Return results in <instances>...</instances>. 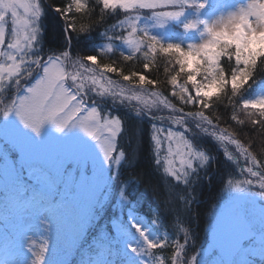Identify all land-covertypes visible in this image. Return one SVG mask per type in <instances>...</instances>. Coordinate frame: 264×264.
<instances>
[{
  "label": "snow or ice",
  "instance_id": "6c2138e0",
  "mask_svg": "<svg viewBox=\"0 0 264 264\" xmlns=\"http://www.w3.org/2000/svg\"><path fill=\"white\" fill-rule=\"evenodd\" d=\"M97 3L102 5L103 9H115L117 7L125 10L149 9L151 16L148 19L153 21L151 26L164 28L169 20L178 21L185 16L186 10L199 12V10L204 9L207 0H97ZM53 7L61 16H66V14L72 13L73 9L76 13H80L85 8V4L82 3V0H72V3L66 6ZM217 7L228 6L217 5ZM168 8L174 10L157 11V9ZM42 14V0H5L0 6V46L6 45L7 49L15 52L13 55L12 51H0V56H7L8 60L12 61V64L8 66V75H15L17 77L16 83L20 84L18 77L21 75L24 63L20 53L23 52L25 55H29L28 67L23 69V73L32 77L28 86L22 89L23 94L17 95L10 104L0 110L5 120L14 113L21 125L25 129L31 130L39 138L45 123L53 124L58 130H62L68 120L80 113L82 105L73 103L76 100V95L73 94L72 88L76 89L77 93L84 92L86 84L90 81L93 86H101L100 94L108 93L115 97L139 101L141 97L135 91L130 96H123L125 88L120 87L117 91L119 85L116 81L108 79L106 74L116 73L127 85L135 89L143 88L145 85L158 84V81L148 79L146 75L136 71L124 74L119 67L99 62L95 55L80 57L73 65L78 68L75 72L69 71L65 65V61L69 60L68 51H63L59 55H49L47 59L38 54L30 55V52L26 50H32L39 44L38 36L41 29L38 22ZM9 18L11 27L6 32ZM135 20H139V16L130 22L121 21V24L129 23L131 32L127 37L121 34L115 38L123 39L134 52H141L147 48V51L144 52L146 62L143 67L145 69L149 68L147 61L150 53L159 52L171 56L176 67L173 68L174 74L169 76L167 83L172 86V97H176L184 105H199L201 109L210 110L209 100L217 90L227 88L230 83L232 95L235 96L251 77L258 59L264 63V0H254L253 3L238 7L234 11L222 13L211 21L186 19L183 23L185 31L196 29L197 25L203 26V42L190 43L186 49L179 43H167L165 45L157 36L150 34L147 27L137 28ZM67 27L72 28L74 26L69 24ZM136 33H143V36L134 38L133 34ZM205 34L207 38H205ZM107 50L112 51L113 49L108 46ZM121 55L124 60L133 58L132 52L129 55ZM18 57L19 62H17ZM222 57L228 59L230 76L226 75V70L221 67ZM233 58L235 67L231 66ZM84 61L92 62L95 64V68L89 67ZM33 65H35V69H33ZM4 71V68L0 66V73ZM182 75L186 79L180 83ZM198 76L203 79L198 80ZM68 80L72 82L70 87L66 84ZM105 84L108 87H105ZM188 85H191V88ZM93 89L97 90L95 87ZM2 90L3 76H0V91ZM193 92L195 95L192 94ZM151 95L155 97L153 104L163 105L164 108L182 114L172 117L173 124L183 127L185 117L198 118L197 127H200L202 132L207 133L209 131L208 127H204L207 124L212 129L210 135L222 143L234 146V151L225 147L223 154L228 161L233 163L242 157L244 166L240 168V171L241 174L247 173V177L227 180L225 191L235 193L236 196L231 197L220 206L214 220L209 225L210 231L206 246L202 245L195 255L189 256L187 253L189 241L187 229H180L184 233V243L170 241L167 236L154 240L147 234V228L142 227V223L129 213L126 219L114 221L116 232L114 242L121 247L118 251L120 259L113 260V264H204V260L214 250H220L222 253L221 241L223 236L230 228L233 219L240 214L238 197L242 195L257 196L264 200V153H257L255 144L246 146L241 139L227 129H220L219 135H217L219 125H214L204 111L185 113L183 109H177L176 105L162 93L153 91ZM241 99V107L244 110L253 109L259 112L258 118L252 119L251 124H259L261 128H264V96L256 99ZM144 107L151 108L152 105L144 101ZM68 108H71V111L65 118L61 119V115ZM231 119L243 124V121L237 119L235 113ZM101 121L103 122L101 123ZM78 124L83 131L93 137L96 136V128H90V124H95L97 128H103L112 137H116L120 131L121 122L115 117H102L93 107L87 110L83 116H80ZM160 133L161 129L155 128L152 136L158 150L162 146ZM261 135L264 136V133ZM164 141L168 142L164 170L170 176L175 177L178 172H183L186 175L185 168L192 169L196 162L203 165L208 160V156L203 152L196 151L181 132L168 131L163 138ZM112 149L113 145L110 141L102 142L101 150L106 157ZM177 160L180 165L179 169L175 167ZM256 188L259 191H255ZM26 203L32 209L33 215L39 217L38 222L44 230L50 232L52 221L45 219L44 214L55 217L59 205L45 203L43 199L36 196L30 198ZM29 227L30 225L24 226L25 232ZM244 238L235 241L237 247L240 246ZM25 239L28 242L29 251H32L34 245L31 243L32 238L26 235ZM50 243L48 237L44 236L39 251L32 252L35 259L31 261V264H44ZM169 247L172 248V251L169 255H165L163 250ZM157 252L160 254L158 255ZM113 255H117V252L113 251ZM214 259H216V264H221L217 258Z\"/></svg>",
  "mask_w": 264,
  "mask_h": 264
},
{
  "label": "rangeland",
  "instance_id": "374dc122",
  "mask_svg": "<svg viewBox=\"0 0 264 264\" xmlns=\"http://www.w3.org/2000/svg\"><path fill=\"white\" fill-rule=\"evenodd\" d=\"M4 2L5 0H0V6ZM233 2L236 3V6L222 3L221 5H227L228 7H219L216 11L209 12L204 17L203 13L213 3V0H207L204 9L199 10V12L186 10L185 16L181 17L178 21L169 20L164 28H154L151 26L153 21L148 19L151 16V10L149 9L125 10L119 7L108 9L116 10L119 13L117 23L119 35L123 34V36L127 37L131 32L128 22L139 16V20H135L137 28L147 27L150 34L157 36L165 45L167 43H179L186 49L190 43L198 44L203 42V26L197 25L196 29L185 31L183 28L184 21L186 19L211 21L222 13L226 14L230 10L234 11L238 7L253 3L254 0H248L243 4L237 1ZM172 10L174 9H157V11ZM121 21L128 22L121 24ZM38 23L40 24V20ZM10 27L11 21L9 18L6 25V32ZM140 36H143V33L133 34L134 38ZM205 38H207L206 34ZM38 40L39 44L34 49L26 50L30 52V55H42V53H45L46 57L44 59H47L49 55L60 54L56 52L48 53L45 49L42 50L43 42L41 31ZM109 42L110 45L108 46L114 47L124 55H129L132 52V55L138 53L144 56V52L147 51V48H144L141 52H134L123 39L118 41V39L114 38L113 42L111 37ZM108 46L106 47L105 44L106 48ZM0 51H12L13 55H15V52L7 49L6 45L0 46ZM20 56L24 60L21 75L18 77L20 84L16 83L17 77L15 75H8V66L12 64V61L8 60L7 56H0V66L5 70L3 73H0V76H3V90L0 91V110H3L10 104L17 95L23 94L22 89L28 86L27 83L31 78L23 73V69L28 67L29 55H25L22 52ZM166 56L168 60L170 59L169 61L172 62V65L176 67L172 57ZM78 60L79 58L69 56V60L65 61V65L69 71L75 72L78 70L77 67L73 66ZM17 62H19V57ZM84 63L91 68H95V64L90 61H84ZM32 67L35 69V65ZM109 74H106L107 78L116 81L117 85H119L116 89L117 91H119L120 87L125 88L122 94L123 96H130L135 91L141 97V100L124 99L123 97H115L108 93L100 94L99 90L101 86H93L89 81L86 84L84 92L77 93L76 89L72 88L73 94L76 95V100L73 103L82 105L80 113L68 120L62 130H58L53 124L45 123L41 129L39 138L31 130L25 129L15 117L14 113L6 120L2 116V113H0V195L2 197L0 200V242L6 238L5 231H8L10 228L12 229V223L17 221V219L23 223H32V226L28 228L27 232H23L22 243L17 244V250H10V248L6 247L3 254L0 253V264H31V261L35 259L32 252L39 251L44 236H47L51 242L48 246L44 264H71L69 261L72 256L71 252L77 246H82V248L91 251L94 250V255L102 257L109 263H113V260L120 259L118 255L119 250L117 251V255H113V251L121 247V245L114 242L116 235L114 221H108L104 225H90L91 231H89L90 222L93 220L96 221L94 215L95 210L98 209V205L103 203L107 204L105 205L106 207L112 205L111 207L115 209L116 214L114 215L117 218L115 221L124 220L131 213L136 220L142 223V227L147 228V234L150 238L155 240L165 236L168 237L164 228V222L156 212L148 216L147 214H139L137 211L129 210L124 212L125 217H123L121 208L124 204V198L121 195L119 180L116 177L121 162V155L116 151V140L120 131L116 137H112L107 130L97 128L95 124H90V128H96L95 137L83 131L78 124V120L80 116H83L87 110L93 107L97 109L102 117H115L111 109L113 110L114 105H119L130 109L141 120H153V123H150L151 137L154 134L155 128L161 129V148L159 150L156 148L153 139L152 144L161 164L169 191L172 210L176 212L183 211L193 202L192 187L194 181L200 174L205 172L209 157L203 165L196 162L192 169L185 168L186 175L183 172H178L175 177L170 176L164 170V159L167 156L168 142H163V138L167 135L168 131L181 132L196 151L203 152L208 156L204 144L201 141L206 133L202 132L200 127H197L199 123L198 118L185 117L183 127L175 125L172 123V117L182 114L164 108L163 105L153 104L152 102L155 97L151 95L152 90H146L145 87L137 89L131 88L123 80L111 78L112 76ZM97 78L99 79V76ZM182 79H186V77L182 75ZM197 79L202 80L203 78L198 76ZM183 81L181 80L180 83H183ZM71 83V80L66 81L69 87ZM104 86L108 87L107 84ZM228 86L231 87V84L229 83ZM93 87L97 90H94ZM188 87L191 88V85H188ZM260 87L261 91L253 99L264 96V83ZM219 92L220 90H217L215 95ZM192 94L195 95L194 92ZM144 101H147L152 107L145 108ZM181 104L184 105L182 102ZM196 106L199 107V105ZM70 111L71 108H68L60 118H65ZM201 111H205V109H201ZM246 111L257 112L258 110L249 109ZM204 127H208L209 131L207 133H211L212 129L207 124ZM220 129L217 128V135H219ZM211 137L213 143L217 146L216 149L221 150L222 153H224L225 147L230 151H234V146L222 143L212 135ZM105 140L110 141L113 145V149L107 157L101 150V144ZM238 164L240 167L244 166L242 157L236 163H233V165L236 169L235 178L244 179L247 177V173L241 174L240 167V172H237ZM175 167L180 168L178 160ZM26 184L36 192L35 194L30 193L31 196L38 195L45 203L55 202V204L59 205L55 217L44 214V218H51L52 225L50 232H46L44 228L40 231V224L37 222V217L33 215L32 209L27 206L26 201L19 206V201H15L17 197L24 198ZM254 190L259 191L258 188ZM9 191H13L14 193L8 194ZM233 196H236V194L228 192L225 199L221 200L218 205L212 208L211 218L213 214L215 218L216 212L220 208L219 206ZM60 200L62 201L60 202ZM238 200L240 214L233 219L230 228L223 236L221 241L223 245L222 253L220 250H214L204 260V264H216V259L214 258H217L221 264H247L250 262L247 259L249 254H253L256 257L263 255L262 258H264V200L257 196L243 195L239 196ZM12 214L14 216L10 217ZM177 220L178 225H182V219L180 220L179 217ZM84 230L86 231L85 234H83ZM208 233L203 237V241L198 245L197 249L189 254V256L195 255L196 251L207 243ZM26 235L32 238L31 243L34 244L32 251H29L28 242L25 239ZM241 238L244 239L240 246L237 247L235 241ZM129 254L131 255V253Z\"/></svg>",
  "mask_w": 264,
  "mask_h": 264
},
{
  "label": "trees",
  "instance_id": "16d2710c",
  "mask_svg": "<svg viewBox=\"0 0 264 264\" xmlns=\"http://www.w3.org/2000/svg\"><path fill=\"white\" fill-rule=\"evenodd\" d=\"M70 3H72V0H42L43 14L40 17L39 24L43 42L42 50L45 49L48 53L68 51L69 56L72 58L95 55L99 62L119 67L124 74L136 71L146 75L148 79L158 81L157 85H145V89L162 93L176 105L177 109H183L185 113L201 111V108L196 105H182L176 97H172V86L167 83V80L171 74H174L172 71L174 66L166 55L158 52L154 55L150 54L147 61L149 62V68L145 69L143 67L146 62L144 56L136 53L133 54L131 60H124L122 53L114 47L111 46L112 51L107 50L106 47L110 45L109 40L111 37L114 42V38L120 36L117 31L119 13L116 10L103 9V6L98 4L97 0H82L85 8L80 13H76L73 9L72 13H68L66 16H61L53 7L66 6ZM69 24L74 27L68 28L67 25ZM41 56L46 57L45 53H42ZM231 66L235 67L234 58L231 61ZM221 67L226 70V75H230L227 57H222ZM109 75L112 76L111 78L122 80L116 73H110ZM31 80L32 77L27 84ZM181 80H184L182 76L180 77ZM262 83H264V63L258 59L251 77L235 96L232 95L231 87L227 86V88L220 90L209 102L211 109H205L204 111L214 125H219L218 128L227 129L230 133L235 134L246 146L255 144L257 153H264V136L261 135V133H264V128H261L259 124H251L252 119L258 118L259 112L244 110L241 107V98L253 99L261 91L260 86ZM111 112L121 122V130L116 140V151L121 155V162L116 177L119 180L120 191L123 193L124 198V204L121 208L123 217H125L124 212L129 210L148 216L156 212L164 222V228L170 241L184 243V233L180 229L188 230L187 253L188 255L191 254L210 230L209 225L214 220V214L211 218L212 208L227 196L228 192L225 191L227 180L230 178L236 179V169L233 163L227 160L221 150L216 149L217 146L213 143L211 135L206 133L205 138L202 137L201 141L209 157L207 168L194 181L192 187L193 202L183 211L176 212L172 210L161 164L152 144L150 123H153V120H141L130 109L119 105H114ZM234 113L237 115L238 120L243 121V124L231 119ZM239 167L238 164L237 172ZM24 192L26 197L30 196V198L33 197L30 193H36L28 184L25 185ZM12 193L14 192H8V194ZM35 196L40 198L38 195ZM1 198L0 195V200ZM51 204L56 205L55 202ZM105 205L107 204L98 205V209L94 213L96 221L90 222L89 231H91L90 225H104L108 221L117 220L114 215L116 211L111 207L112 205L107 207ZM179 217L180 220L182 219V225H178L177 219ZM36 219L38 222L39 217ZM45 219L48 218L45 217ZM49 219L51 220V218ZM38 224L40 223L38 222ZM39 227L41 231L43 229L42 225L40 224ZM5 232L6 238L2 241L7 242L10 237H14V233ZM85 233L84 230L83 234ZM20 239H22V236ZM118 250L119 247L115 251ZM171 251V247L163 250L165 255H169ZM93 253H95L94 250L91 251L82 248V246H77L76 249H72V256L69 261L71 264H95L102 257ZM157 254L160 253L157 252ZM262 256L259 257L258 255L257 258L255 255L249 254L247 259L250 262L247 264H264Z\"/></svg>",
  "mask_w": 264,
  "mask_h": 264
}]
</instances>
